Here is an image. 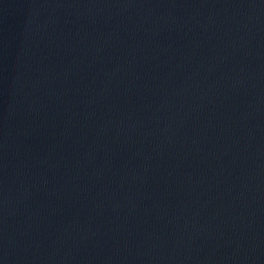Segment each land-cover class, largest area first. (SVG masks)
I'll return each mask as SVG.
<instances>
[{
  "label": "water",
  "instance_id": "1",
  "mask_svg": "<svg viewBox=\"0 0 264 264\" xmlns=\"http://www.w3.org/2000/svg\"><path fill=\"white\" fill-rule=\"evenodd\" d=\"M0 264H264V0H0Z\"/></svg>",
  "mask_w": 264,
  "mask_h": 264
}]
</instances>
